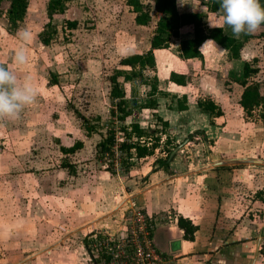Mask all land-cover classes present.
<instances>
[{
    "label": "rangeland",
    "instance_id": "374dc122",
    "mask_svg": "<svg viewBox=\"0 0 264 264\" xmlns=\"http://www.w3.org/2000/svg\"><path fill=\"white\" fill-rule=\"evenodd\" d=\"M50 1L29 0L27 14L14 31L5 17L8 5L0 3V65L16 71L22 80L26 77L36 93L35 102L19 118L0 120V264H93L83 240L92 232L94 220L103 229L105 225H99L106 219L112 224L111 218L118 217V212L121 218L116 226L123 229L114 239L135 237L143 242L147 230L139 228L136 219L140 212L151 221L144 214L152 199L150 194L143 196L148 173H153L155 161L165 158L171 149L177 180L159 178L167 182L171 196L160 210L167 212L155 220H173V206L190 208L194 200L214 214L225 201L230 211L225 217L227 234L237 244H249L254 264H264V203L255 198L264 190V120L259 111L246 115L239 106L242 87L227 76L228 72L241 73L247 63L257 70L249 82H264V38L260 36L264 28L240 35L245 41L244 60L233 61L227 55L214 71L213 88L198 90L205 70L197 62L180 61L174 44L171 51L153 52L154 65L143 73L156 77L164 94L155 116L144 111L137 120L150 131L155 126L161 129L167 120L170 143L163 137L164 153L158 150L153 157L135 161L129 172L117 167L111 175L106 171L108 160L97 158V145L111 121L108 78L121 59L150 51L160 16L153 13L150 24L140 27L126 0H65L63 12L54 15L48 29L55 31L52 40L44 46L38 34L49 21ZM140 1L153 5V0ZM194 1L195 7L206 8L207 0ZM68 21H75L76 29H69ZM21 29L32 33L26 43L18 39ZM179 30L173 38H179ZM20 47L26 48L28 61L17 66L14 55ZM175 73L187 75L190 85L174 87ZM125 89L130 95L131 86L127 84ZM137 91L144 99L145 87ZM209 98L224 113L213 125L195 103ZM199 132L207 140L197 136ZM190 135L194 136L191 141ZM78 141L83 143L81 150L70 155L61 152L62 146L70 148ZM190 163H211L209 169L227 171L232 177L196 182L202 170L190 167L194 172L186 174L182 165ZM217 216L218 220L219 212ZM92 251L97 258L96 249Z\"/></svg>",
    "mask_w": 264,
    "mask_h": 264
},
{
    "label": "trees",
    "instance_id": "16d2710c",
    "mask_svg": "<svg viewBox=\"0 0 264 264\" xmlns=\"http://www.w3.org/2000/svg\"><path fill=\"white\" fill-rule=\"evenodd\" d=\"M64 1L51 0L48 4L47 16L49 21L43 31L38 34V38L44 46H48L52 40L55 31H49L48 29L52 27L51 21L54 15L63 12ZM1 2H6L8 5L5 17L10 31H14L27 14L29 0H0ZM126 3L135 14L134 22L137 26L147 27L151 22L153 13L158 14L160 17L150 40V51L146 55H130L121 59L118 67L113 70L112 75L108 78L110 82V99L112 100V108L109 111L111 121L107 126L103 139L97 145V158L102 162L108 160V162H105L107 164L106 171L111 175L116 174L117 167H120L124 172H129L135 161L153 157L158 150L164 153V146L170 143V137L166 132L169 127L168 122H162L161 129L155 126L150 131L143 128L137 120L138 116L144 111H150L155 116L158 108V98L162 95L158 88V79L156 77H145L143 73L145 68L154 65V51L170 48L172 37L178 36V30L186 25L191 26L193 37L180 41L178 57L181 60L199 59L203 62L199 47L206 40H212L228 53L231 60L240 62L241 52L245 46V41L227 36L222 28H208L204 24L205 14L203 13L179 15L176 0H153L152 6L144 5L140 0H126ZM260 3L264 6V0H260ZM207 6L211 11L216 12L219 8L218 0H208ZM76 27L77 23L75 21H68L69 29L74 30ZM261 27L264 28V25ZM260 36L264 38V32ZM250 37L249 34L248 38ZM262 50L264 54V44ZM255 73H257L256 69H252L249 64L244 63L240 74L229 72L228 76L243 88L239 100L241 109L248 117L255 111H259V118L264 120V82H249V79ZM172 81L178 86H186L190 78L185 74L175 73ZM127 84L131 86L130 95L125 89ZM140 86L145 87L144 99H140L137 91ZM197 106L201 113L209 117L211 125L214 124L215 118L224 115L221 108L210 98L199 99ZM119 134H121V137ZM199 135L203 136L204 141L207 140L201 132L197 133V136ZM163 137L167 139L165 145H163ZM193 137L190 135L189 141ZM82 148L83 143L78 141L72 147L62 146L60 150L63 154L70 155ZM165 153V158L160 157L155 161L153 172L159 170L167 172L169 170L170 163L175 155L172 149ZM255 198L256 201L264 203V190L258 191ZM148 222L151 223V221ZM177 225L183 231L185 240H194V235L198 230L197 226L182 217L178 218ZM152 236L153 230H150L147 239L154 250ZM109 240L112 239L100 233H93L84 239V247L93 264H111L113 255L110 248L117 247L119 242L115 239L113 242ZM92 248L96 249L97 258H93ZM155 253L158 255L156 251ZM262 254L264 255V251Z\"/></svg>",
    "mask_w": 264,
    "mask_h": 264
},
{
    "label": "crops",
    "instance_id": "0c3cea01",
    "mask_svg": "<svg viewBox=\"0 0 264 264\" xmlns=\"http://www.w3.org/2000/svg\"><path fill=\"white\" fill-rule=\"evenodd\" d=\"M194 4H195L194 0H176V6H177L179 15L186 14V13L187 14L196 13L197 11L200 13H203L205 14L204 24L208 28H222L223 32L227 36H230V37H233V38H236L242 41V38L240 36L236 37L233 35L231 28L227 26H221L217 17L214 16L213 13L209 12L207 3L205 6L206 8L204 7L199 8L198 6L195 7ZM196 8H197V11H195ZM192 37H193V30L191 26L190 25L183 26L179 30V38L175 39L172 37L170 48L165 49V50H156L154 52H160V51H166V50L171 51L173 48L172 46L174 44L175 55L180 61L195 62V63L197 62L199 63V66H200L199 69H201V66H202V69L205 70L203 72L205 75L202 73V77H201L202 81L200 83L198 90H200V88L202 87L208 89L209 87H212V83H211L212 80H215L216 76L214 75H216V73H214V71H218V68L221 65V62L226 59V56L228 55V53L222 47L217 45L214 41L206 40L199 47V51L203 56V62H201L199 59L181 60L178 57V49H179L180 41L188 40V39H191ZM149 48H150V44H149ZM243 50L241 52L242 60H244L243 56L245 54ZM228 74L229 72L227 73V76ZM236 74H240V73H236ZM192 80L193 78L191 79V81ZM214 82L216 81H213V83ZM173 85L176 88H187L188 85L190 84L188 83L186 86H178L173 83ZM158 88L161 91V94L163 95L164 93L161 90V88L159 86ZM242 91H243V88H242ZM242 91H241V94H242ZM241 94H240V97H241ZM210 97L212 98V96ZM160 99H161V96H159L158 98L157 111H159L160 109V106H159ZM178 99H179V96H178ZM198 100L199 99H197L195 103L199 111V108L197 106ZM199 113L202 116L206 117V119L209 122V117L206 114H203L200 111ZM220 118H215L214 120L220 119ZM166 122L168 121L166 120ZM142 160L144 159H141V161ZM173 164L174 162L172 161L170 163V169L167 172L159 170L153 173H148V186L146 188L147 192L143 194V196L150 194V197H152V199L149 198L150 202H149V205L146 204L147 211H144V213L153 222L152 224L154 225L155 230L153 231V236H152V246L154 250L158 253V255L162 258V260L167 261V264H254L255 260L252 261L251 255L249 253L250 252L249 247H248L249 244L248 245H244L243 243L237 244L238 241L235 242L233 235L230 234L229 236L227 234L228 228L226 227L228 226L226 224L228 223V221L225 219V217L230 214V211H227V204H225L226 203L225 201H223L222 208L220 210L218 209V211H215L214 214H213V211H207L204 204H202L201 202L199 203L194 200V203H192L193 205L190 208L178 209L176 206H173L172 207L173 210H176V211H173L174 212L173 220L169 222H165V223H160V222H157V220H155L156 216H160L164 212H167L164 210L163 211H160V210L161 208H163L164 206L168 204V201L171 196V193H169L170 189L167 187V182L164 180H159V178L162 176H166L169 180H172V181L177 180V176L174 174L177 170V167H173ZM208 166H213V165L211 163H207L205 165L203 164L195 165V164L190 163L189 165H182V168L184 167L185 169H187L188 172L186 174L188 173L190 174L191 172H194V171H189L188 168L190 167L200 168V169H196V170H202V173H199L196 176V182H202L201 180H204L208 177H210V179L212 178L219 179L220 177L226 178L229 175H231L232 177V174L231 173L229 174L227 171H224V170L214 171V168L209 169ZM180 168L181 167L178 166V170ZM154 178L156 179V181ZM177 190H179L178 187H177ZM140 197L141 196H138V199ZM222 199H225V198L222 197ZM218 212H219L220 218L217 220ZM117 215L118 217L113 216L111 218L113 221L112 224L107 223L108 222L107 219L104 220L99 225V226H102L104 224L105 226L103 229H101L102 227H97V224L95 223V220H94L95 218L92 219L94 220L93 221L94 227H90L92 228L91 229L92 232L89 235L93 233H100L110 238H114V236H120L121 235V233H119L120 229H119V226H116V224H118V219L121 218V212H118ZM179 217L190 220L195 226L198 227V230L196 231L194 235L193 241H187L184 239L183 231L180 230L177 225V221ZM89 235H87L86 237H88ZM245 239L248 240V238H245ZM83 247H84V244H83Z\"/></svg>",
    "mask_w": 264,
    "mask_h": 264
},
{
    "label": "clouds",
    "instance_id": "9594fccd",
    "mask_svg": "<svg viewBox=\"0 0 264 264\" xmlns=\"http://www.w3.org/2000/svg\"><path fill=\"white\" fill-rule=\"evenodd\" d=\"M219 8L213 13L221 26L231 28L234 36L251 33L264 25V6L260 0H218ZM32 36L28 29L18 32V39L27 42ZM209 42V41H208ZM28 61L25 47H20L14 55V62L22 66ZM36 93L31 82L23 80L18 73L0 65V120H15L25 107L35 102Z\"/></svg>",
    "mask_w": 264,
    "mask_h": 264
},
{
    "label": "built area",
    "instance_id": "2783aa9c",
    "mask_svg": "<svg viewBox=\"0 0 264 264\" xmlns=\"http://www.w3.org/2000/svg\"><path fill=\"white\" fill-rule=\"evenodd\" d=\"M137 216L136 220L139 228H146L147 230L145 240L139 242V239L135 237L115 239L119 242V245L110 248L113 255L111 264H159L162 261V258L155 253L150 241L147 239V235L152 230V226H150L143 213L139 212ZM111 239L109 241L113 242L114 238Z\"/></svg>",
    "mask_w": 264,
    "mask_h": 264
}]
</instances>
